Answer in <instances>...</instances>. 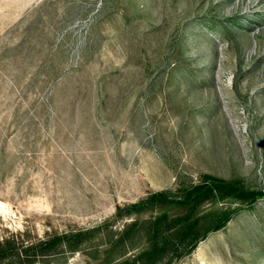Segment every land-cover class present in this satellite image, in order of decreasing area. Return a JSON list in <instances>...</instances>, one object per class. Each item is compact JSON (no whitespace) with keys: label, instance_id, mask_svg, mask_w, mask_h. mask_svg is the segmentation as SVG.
Segmentation results:
<instances>
[{"label":"rangeland","instance_id":"374dc122","mask_svg":"<svg viewBox=\"0 0 264 264\" xmlns=\"http://www.w3.org/2000/svg\"><path fill=\"white\" fill-rule=\"evenodd\" d=\"M204 175L244 196L171 264H264V0H0V242L24 256L0 264L131 262L144 241L106 261L107 236L158 212L118 209Z\"/></svg>","mask_w":264,"mask_h":264},{"label":"trees","instance_id":"16d2710c","mask_svg":"<svg viewBox=\"0 0 264 264\" xmlns=\"http://www.w3.org/2000/svg\"><path fill=\"white\" fill-rule=\"evenodd\" d=\"M242 193L234 181L204 175L202 181L193 186L180 188L176 192L171 190L155 192L126 209L119 208V217L145 211L158 213L127 225L118 233L115 240L107 236L105 241L107 247L103 251L106 261L112 256L113 261L121 259L126 255L127 248L136 245L138 241L139 243L144 241V247L134 260L130 262L129 259L123 258L117 264H171L174 260L192 253L211 232L226 226L235 213L228 210L201 214L205 206L218 199L244 196ZM262 195L263 192L260 193V196ZM172 208L179 211L170 214L169 209ZM159 210L163 212L160 213ZM100 229H83L69 234L51 235L29 247V250L40 251L44 256L77 252L87 243H91L94 234L100 232ZM14 257L16 259L24 257L17 243L0 242V259Z\"/></svg>","mask_w":264,"mask_h":264}]
</instances>
